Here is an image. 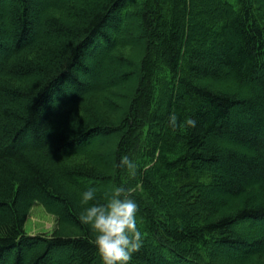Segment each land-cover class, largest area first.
<instances>
[{
  "label": "trees",
  "instance_id": "16d2710c",
  "mask_svg": "<svg viewBox=\"0 0 264 264\" xmlns=\"http://www.w3.org/2000/svg\"><path fill=\"white\" fill-rule=\"evenodd\" d=\"M0 3V264H102L78 217L113 183L139 208L130 264H264L240 228L264 225V0ZM37 201L52 237L25 232Z\"/></svg>",
  "mask_w": 264,
  "mask_h": 264
},
{
  "label": "clouds",
  "instance_id": "9594fccd",
  "mask_svg": "<svg viewBox=\"0 0 264 264\" xmlns=\"http://www.w3.org/2000/svg\"><path fill=\"white\" fill-rule=\"evenodd\" d=\"M169 123L177 127L175 114L169 116ZM196 120L186 119L184 127L195 128ZM119 166L129 175L135 176L137 164L128 156L121 157ZM134 189L116 186L104 194V202L96 201V189L90 188L82 193L81 204L84 206L79 215L82 224L88 225L94 234V244L102 264H130L133 254L143 244V234L138 227V205L131 198Z\"/></svg>",
  "mask_w": 264,
  "mask_h": 264
},
{
  "label": "rangeland",
  "instance_id": "374dc122",
  "mask_svg": "<svg viewBox=\"0 0 264 264\" xmlns=\"http://www.w3.org/2000/svg\"><path fill=\"white\" fill-rule=\"evenodd\" d=\"M79 2V0H77ZM41 2H49V0H41ZM1 4V3H0ZM199 9H202L201 7H199ZM109 28V26L106 27V30ZM41 30H43V25H41ZM111 30V28H110ZM111 35L113 37H118L119 34L117 32H114V31H111ZM139 31L136 29H133V27H131V29H128V32L126 34V37H125V42L128 40L129 43H132L133 45H135L132 40L133 39H136L139 37ZM111 38V37H110ZM37 39V37L35 38H32L31 41ZM138 47V46H137ZM89 55H91V52H96L94 53L95 57L93 58L94 60H97L99 59V57L101 58L100 60L102 61V64H101V67H99V72H98V75L100 76L102 74V76H104L106 73V70L108 69V62L106 61L105 57L102 59V55L103 53H99L96 51V49L94 48V46L90 45L89 46ZM136 52L138 53L139 52V47L138 49L136 48ZM83 60V59H82ZM81 60V61H82ZM83 62L86 64V63H93L90 62L89 59L85 58L83 60ZM82 62V63H83ZM95 64V62H94ZM82 81L84 82L85 85H87L88 87H90L91 85H94L96 84L97 82H90L88 81L87 79L85 78H82ZM127 82V81H125ZM123 84V83H121ZM128 85V84H127ZM92 87V86H91ZM62 91H64V88H62ZM167 97H165L166 99ZM123 106V104L121 105ZM161 108H163V105H161ZM240 118H242L243 116L240 115L239 116ZM144 131L147 132V130L145 129ZM106 139H100L98 138L97 139V144H94V148L98 147L100 144H103V143H108V142H111V140H108V141H105ZM110 148V147H108ZM107 148V149H108ZM106 153H108V150H104L102 151V155H105ZM111 185V184H110ZM105 186V188H109L111 187V189L113 187H116V184H112L111 186ZM104 188V189H105ZM101 192H102V188L101 189H96V194H98V196H100L101 198H104V195H101ZM66 227V226H65ZM242 230H244V232L246 231L247 233H249L248 235L244 233V236L246 238H252V237H255L256 239H259L260 238V235L264 232V225H259L255 228H252L251 226H242L240 227ZM59 230V228L57 227V218L55 215H53L51 212L48 211V209L43 205L41 204L40 202H35L33 204V206L31 207V211L28 215V218H27V222L25 224V232L26 234L30 235V236H44L45 238L47 237H52L55 230ZM254 239V238H253ZM69 252H71V250H63V251H54L53 252V257H51L50 261H53V262H56L57 260H65L66 256H67V253L69 254ZM216 252L217 253H220V256L222 258H224L226 255L225 254H222L221 252H224V249L222 250L221 248H216ZM219 255L215 254V260L217 261L219 258ZM10 258H12V256L10 257L7 256L5 258V261H4V264H7L8 261L10 260ZM8 260V261H7ZM7 262V263H6ZM132 262V260L130 261V263Z\"/></svg>",
  "mask_w": 264,
  "mask_h": 264
},
{
  "label": "bare ground",
  "instance_id": "6f19581e",
  "mask_svg": "<svg viewBox=\"0 0 264 264\" xmlns=\"http://www.w3.org/2000/svg\"><path fill=\"white\" fill-rule=\"evenodd\" d=\"M31 211V210H30ZM30 213V212H29ZM29 215V214H28Z\"/></svg>",
  "mask_w": 264,
  "mask_h": 264
}]
</instances>
